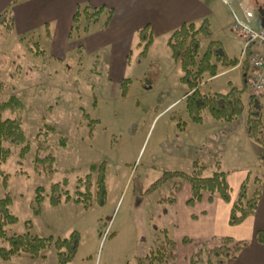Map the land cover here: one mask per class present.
<instances>
[{"label":"rangeland","instance_id":"374dc122","mask_svg":"<svg viewBox=\"0 0 264 264\" xmlns=\"http://www.w3.org/2000/svg\"><path fill=\"white\" fill-rule=\"evenodd\" d=\"M210 1L214 10L211 36L197 37V59L211 41H218L227 59L236 56L242 65L247 58L250 65L248 56L240 57L244 43L231 25L234 16L241 20L246 7L253 6L254 14L260 16L264 0ZM84 25L82 21L79 27ZM249 26L262 28L258 24ZM39 33L37 30L16 37L5 28L0 32V103L11 96L21 101L20 108L1 110L0 122L19 117L25 136V142L11 145V153L0 165V198L10 195L9 211L16 217L14 223L3 225L0 247L7 248L6 237L24 233L30 224V233L39 237L56 239L78 232L77 250L65 264H137L139 258L152 257L160 250L161 261L153 264H175L178 254L186 251L179 252L176 243L173 251L167 242V238L175 242L171 202L178 190L189 184L180 176L166 173L190 174L195 164L203 166L207 176L212 170H237L239 174L238 170L246 168L247 177L261 181L264 160L261 166L253 165L241 124L247 120L248 109L258 107L264 127V94L251 95L248 86H240V69L227 72L229 66L218 63L216 75L205 73L199 81L200 92L226 93L234 86L243 88L239 89L243 112L234 124L217 120L204 110L201 122L195 123L186 111V96L191 90L181 80L179 62L172 58L164 38L156 37L144 54L134 48L123 75L129 80L122 86L109 79L101 54L82 57L80 46L62 60L37 55L35 51L45 49ZM83 34L80 30L72 39ZM25 144L28 149L21 156ZM100 173L105 186L102 204L98 203L96 184ZM54 183L61 184L58 204L50 202ZM38 187L42 198L36 202ZM77 191H89L90 206L73 201L83 198ZM63 192L72 199L65 201ZM223 237L249 242L221 236L196 242L193 248L213 241L215 244ZM0 264L58 263L56 250L50 246L36 257L21 252L8 260L0 258Z\"/></svg>","mask_w":264,"mask_h":264},{"label":"crops","instance_id":"0c3cea01","mask_svg":"<svg viewBox=\"0 0 264 264\" xmlns=\"http://www.w3.org/2000/svg\"><path fill=\"white\" fill-rule=\"evenodd\" d=\"M233 1L241 2V0ZM82 5L91 8L103 6L111 9L112 15L108 25L103 26V19L96 23L95 27L90 28L88 33L74 40L72 36L70 37L72 17L76 9ZM7 8L11 10L13 16L11 34L23 37L40 30L38 36L44 39L43 47L46 49L44 51L48 58L54 60L66 59L78 46L82 57L90 58L93 54H101L107 64L109 79L118 84L124 79V71L130 65L134 48L136 53L141 51L137 46L139 29L145 26L150 28L153 36L152 46L156 37H162L167 42L172 31L181 25L194 23L198 26L205 19L210 24L214 16L210 0H0V12ZM254 8L256 9L255 4ZM241 20L251 26L260 25L261 17L254 14L251 6L244 8ZM234 39L240 42L237 37ZM240 57H243L241 47ZM234 58L238 63L225 68L226 71L240 69V86L249 87L248 76L251 66L246 63L245 72H242L244 63L241 65L239 58L236 56ZM238 89L243 90V88ZM233 122L236 124L237 119L229 123ZM241 126L243 140L251 149L253 165L261 166L262 161L258 155L262 148L248 137L245 120ZM214 136L219 139L217 134ZM213 144L217 146L216 141ZM236 171L226 170L229 202L218 195L203 192L200 200L188 205L187 201L191 195L190 185H184L183 190L179 189L175 194L171 202L174 217L173 237L178 251H186L182 256L178 254L175 264H189V257L196 242H210L214 237L221 236L249 241L229 264H264V242L259 243L256 240V232L264 231V178L260 177L261 196L255 212L238 225L231 226L229 215L232 201L238 194L240 184L248 176L246 168L238 170L242 174ZM184 239L188 242H184Z\"/></svg>","mask_w":264,"mask_h":264},{"label":"trees","instance_id":"16d2710c","mask_svg":"<svg viewBox=\"0 0 264 264\" xmlns=\"http://www.w3.org/2000/svg\"><path fill=\"white\" fill-rule=\"evenodd\" d=\"M111 15V9H107L103 6L96 8H91L87 5L79 6L72 17V30L70 37L74 33L78 34L80 30L84 34L89 32L91 26L98 23L103 16H105L103 26L108 25ZM81 19L82 21H85L83 27H79V24L81 26L82 23V21L80 23ZM2 28H5L7 31H11L13 28V16L9 8L0 12V32ZM199 35L205 37L211 36L210 24L207 19L198 26L194 23L181 25L172 31L166 42L171 50L172 58L179 62L180 68L183 72L181 80L191 90L190 94L186 96V111L191 120L195 123L201 122V114L204 110H207L211 116L217 120L232 121L243 112L244 104L241 99L242 90H239L236 87H231L226 93L214 92L212 94H205L200 92L198 85L205 73H208L211 76L216 75L218 63L225 66H235L238 63V60L236 58L227 59L226 53L224 52L221 43L218 41H211L201 58L197 59L200 48L197 39ZM152 41L153 36L148 26L142 27L138 30L137 46L141 47L140 53L144 54L151 46ZM35 43L37 42L35 41ZM35 52L37 55H42L44 58L47 57L42 48ZM246 60L247 58L244 59L243 64L244 72L245 64L247 63ZM127 80L129 79L124 78L120 84L122 86L125 85ZM125 92L126 87L124 86L122 93L124 94ZM251 102L252 99H250L249 105ZM20 107L21 101L16 96H11L8 100L0 103V111L2 109H17ZM255 108L256 109L254 110L248 109L246 132L248 137L262 146V150L258 157L260 160H264V127L260 120L261 110H259L258 107ZM0 137L1 165L11 153L10 147L12 144L19 145L25 142L20 118L15 117L2 120L0 122ZM3 142H6L8 145H4ZM27 149L28 145L25 144L23 150L20 152L21 156ZM194 166L195 168L190 174L179 171L166 173L169 177L180 176L183 180L188 182L191 195L187 204L192 205L200 200L203 192H208L211 195H218L223 200L229 202L230 195L229 186L226 181V172L217 169L210 175L204 176V167L199 166L198 164H195ZM90 168L94 169L95 166L91 165ZM0 174H2L1 169ZM96 184L98 203L102 204L105 199V186L103 175L101 173L98 174ZM60 185V183H54L51 186L50 202L52 204H58L61 201L62 196L61 193L58 192ZM251 187L253 188L251 189ZM41 190L40 187L36 189V202L42 198ZM77 193L79 195L82 194L83 198L75 197L73 201L83 202L85 207L90 206L89 191L86 193L77 191ZM63 194L65 195V201L72 199L67 192H63ZM260 196L261 181L258 177H254L253 179L247 177L243 180L240 184L235 200L232 201L229 224L237 225L244 221L248 216L252 215L257 208ZM10 204L11 197L8 193L0 198V235L3 236V225L6 223H14L16 221V217L9 211ZM29 228L30 224L27 225V230L24 233L6 237L8 247H0L1 259L8 260L12 256L21 252H26L31 257H36L39 255L40 251L50 246H54L56 250L58 264L67 263L74 256L79 243V234L77 231L70 232L67 237L53 239L52 236L39 237L31 234ZM167 239L168 244L172 246V250L174 251L175 242L170 238ZM256 240L259 243L264 242V231L256 232ZM246 245L247 242L245 241H234L229 237L220 238L215 244L208 243L197 245L190 257V264H229V262L234 259ZM172 254L174 255V253ZM161 255H163V251L161 250L157 251L156 255H153L152 257L144 255L142 258H139L137 264H153L154 261H161Z\"/></svg>","mask_w":264,"mask_h":264},{"label":"built area","instance_id":"2783aa9c","mask_svg":"<svg viewBox=\"0 0 264 264\" xmlns=\"http://www.w3.org/2000/svg\"><path fill=\"white\" fill-rule=\"evenodd\" d=\"M231 30L244 43L242 56H248L251 65L249 90L251 95L258 97L264 94V29H254L234 16Z\"/></svg>","mask_w":264,"mask_h":264},{"label":"water","instance_id":"95a60500","mask_svg":"<svg viewBox=\"0 0 264 264\" xmlns=\"http://www.w3.org/2000/svg\"><path fill=\"white\" fill-rule=\"evenodd\" d=\"M260 17H261V26H262V28L264 29V11H262L261 13H260Z\"/></svg>","mask_w":264,"mask_h":264}]
</instances>
